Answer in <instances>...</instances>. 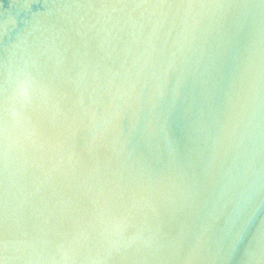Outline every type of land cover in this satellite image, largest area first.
<instances>
[{
	"label": "water",
	"instance_id": "obj_1",
	"mask_svg": "<svg viewBox=\"0 0 264 264\" xmlns=\"http://www.w3.org/2000/svg\"><path fill=\"white\" fill-rule=\"evenodd\" d=\"M0 264H264V0H0Z\"/></svg>",
	"mask_w": 264,
	"mask_h": 264
}]
</instances>
